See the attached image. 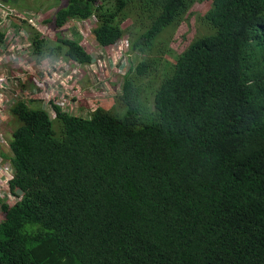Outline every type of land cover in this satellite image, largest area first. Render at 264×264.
Listing matches in <instances>:
<instances>
[{"label":"trees","instance_id":"16d2710c","mask_svg":"<svg viewBox=\"0 0 264 264\" xmlns=\"http://www.w3.org/2000/svg\"><path fill=\"white\" fill-rule=\"evenodd\" d=\"M197 1L66 0L43 20L89 23L98 47L127 40L140 59L122 112L12 107L0 264H264V0H208L194 39L156 65L145 54ZM29 30L38 62L93 64L76 28Z\"/></svg>","mask_w":264,"mask_h":264},{"label":"rangeland","instance_id":"374dc122","mask_svg":"<svg viewBox=\"0 0 264 264\" xmlns=\"http://www.w3.org/2000/svg\"><path fill=\"white\" fill-rule=\"evenodd\" d=\"M10 1L12 4L11 7L15 8L18 12L21 13L30 12L26 16V20H29V24H27V26L26 25L24 26L26 30L30 31L29 26L33 24L32 27L35 28L39 33L42 34V36L45 39L49 41L54 39L56 40V38L60 35H62L63 37L64 34H66V37L68 38V35L71 34L72 32L69 30H71V28H76L75 31H78L79 34L82 36V39L80 40L81 45L89 54L93 53L92 56L94 58L93 60H95V63L92 66H87L83 68L78 66V68L76 69L75 76L76 77L83 76L81 77L83 81L79 89L76 90L74 96L80 95V100L84 99V101L87 102L84 103L83 101H81V103L87 104L92 108L103 107L107 111L111 110L114 113L122 112L121 105L116 103V98H117L116 96L117 93L122 92L121 84L123 83V77L125 76L126 71L129 70V66L127 64L128 59L129 62L134 65L137 64V62L140 59V56L136 52L130 51V54L128 56H124L123 59L121 58L122 54H120V58L122 60L123 66H121L119 56H110V63L112 67H110L109 70H107L105 64L106 54L102 55L101 54L102 49H98L100 47L97 46L94 38L91 35V24L73 21L72 24L70 22L67 25H65L63 30H61L60 33H58L55 31V29L52 26L43 23L45 20L49 19L61 6H63L66 0H10ZM209 6H210V2L208 0H199L195 2V4L189 10L188 14L178 24V26L167 28L165 31H163L162 34H160L155 39V42L150 52H148L145 55L155 60L156 65L160 62L159 60L162 61L167 60L173 62V59L171 58V52H173V54L178 55L180 52L184 51V49L188 46V44L194 39L196 35L195 18L196 16H202L209 9ZM34 17H36V19ZM17 23L21 24L22 22L21 23L17 22ZM125 24L124 25L127 26L129 23H125ZM65 29H68L69 32ZM120 45H122V43ZM107 50H110V48ZM125 50L127 51V49ZM96 58H98V60ZM61 62L64 63L61 59H58L56 62H52V67L50 69H47L46 72H44L43 70L39 71L41 78L40 82L44 84V87L46 86L48 80L51 79V76H56V74L58 73L56 69H58V67L62 65ZM64 64H65V68H68V65L66 63ZM67 80L71 81V78ZM67 95L70 98V102L67 104L68 108L62 110L64 112L68 111L73 115L88 117L86 115V111L91 112V109L89 108L87 109L86 107H84V110L75 108L73 106L74 99H71V93L70 94L68 93ZM55 97L56 94L53 96H49L48 98L45 97L44 100L49 99L51 101ZM148 99L149 101L151 100L150 95L148 96ZM30 107L36 110H44V111L51 110L52 112H54L53 110L55 107H65V105L62 104L60 101H55L53 102V104L46 103V106L44 104L35 102L31 104ZM56 123L59 126V128H61V125L58 122ZM10 126H13L12 130H14L16 129V127L20 126V122L17 119H15L10 124ZM54 129H56L55 125H54ZM59 131L60 129H57L58 134H60ZM6 193L7 192L5 189V194ZM6 199L8 202H10V204H14L16 202V199L12 198L11 196Z\"/></svg>","mask_w":264,"mask_h":264},{"label":"crops","instance_id":"0c3cea01","mask_svg":"<svg viewBox=\"0 0 264 264\" xmlns=\"http://www.w3.org/2000/svg\"><path fill=\"white\" fill-rule=\"evenodd\" d=\"M3 2L6 8L12 6L10 0H4ZM11 8L15 11L14 16H9L0 10V35H3V33L5 35L4 39V36L0 38L3 39V43H0V75H16L18 73L20 77L4 89L0 88V205H10L6 198L10 196L14 198L9 190V181L14 174L11 163L12 150L10 148L13 126H10V124L16 119L11 115V109L18 102V94L29 101L34 99L43 100L42 103H51L61 94V103L64 104L65 101L70 100L68 93H71V99L76 98L74 96L76 89L81 85L79 82L81 76L76 77L75 70L70 65L65 68V64L61 62L62 65L56 69L58 72H56V76H51L44 87V84L40 82L39 71L51 67L52 60L38 62L35 59L29 43L28 31L24 27L29 23L23 24L27 13H21L15 8ZM17 22L22 23L18 24ZM69 78H71V81L67 80ZM55 94L56 97L51 101L49 99L44 100L45 97L48 98ZM80 106V110H83L84 106L87 108L84 103H81ZM0 217H2L0 218V221H2L4 217L2 207H0Z\"/></svg>","mask_w":264,"mask_h":264},{"label":"clouds","instance_id":"9594fccd","mask_svg":"<svg viewBox=\"0 0 264 264\" xmlns=\"http://www.w3.org/2000/svg\"><path fill=\"white\" fill-rule=\"evenodd\" d=\"M4 0H0V10H2V11H4L7 15H9V16H14L15 15V11L10 7V8H6V6H5V4H4V2H3ZM11 2V1H10ZM30 12H28L27 13V15L29 14ZM35 19H36V17H34ZM25 21H27L28 23H29V20H26L25 19ZM76 22H78V21H76ZM32 24V23H31ZM33 25V24H32ZM32 27V26H31ZM35 29V28H34ZM63 30V29H62ZM27 35H28V38L30 37V33H29V31L27 32ZM29 43H30V45L32 44V41H31V39H29ZM122 43V45H120ZM121 43H119V44H117V45H115L114 47H112V48H110V50H107V49H102V55H104V54H106L105 55V64H106V69L107 70H109V68L110 67H112V65H111V63H110V56H119V58H120V54H122V56H121V58L123 59L124 58V56H128L129 54H130V51H129V47H128V43H127V40H125V41H123V42H121ZM119 47H121L122 48V50H119L118 48ZM31 48H32V46H31ZM116 48V49H115ZM98 49H101V48H98ZM125 49H127V51L125 50ZM32 51H33V53H34V50L32 49ZM121 58H120V62H121V66H123V63H122V60H121ZM94 59V58H93ZM97 60H98V58H96ZM47 60H52V59H47ZM62 60V59H61ZM57 60H52V62H56ZM64 63H66L68 66L70 65L75 71H76V69L78 68V66L79 65H76V64H71V63H68V62H66V61H64V60H62ZM95 63V60H93V64ZM129 63V59H128V61H127V64ZM92 64V65H93ZM91 65V66H92ZM52 67V66H51ZM51 67H48L47 69H50ZM81 67V66H80ZM47 69H44L43 71H46ZM126 75V74H125ZM81 77H83V76H81ZM105 79H106V77H105ZM82 79H80V83L82 84ZM79 89V87H77V89L76 90H78ZM76 98L73 100V106L75 107V108H80L81 106V101H83L84 103H87V102H85L84 101V99L83 100H80V95H77V96H75ZM61 99H62V96H61V94H59L55 99H54V101L53 102H55V101H60L61 102ZM34 100H37V99H34ZM34 100H31V101H29V100H27L25 97H22V96H20L19 94H18V96H17V101H18V103L19 102H25L26 101V104H30L31 105V103H32V101H34ZM53 102H51L50 104H53ZM70 102V100H68V101H65L64 102V105H65V107H59V108H61V109H67L68 108V106H67V104ZM76 103H77V106H76ZM41 104H44L45 106H46V103H41ZM29 105V106H30ZM86 106H87V109L89 108V109H91V112H92V110L94 109V108H92L91 106H89V105H87L86 104ZM85 107V106H84ZM97 108V107H96ZM84 110V109H83ZM63 111V110H62ZM64 112V111H63ZM65 112H67V113H69L68 111H65ZM52 114H53V112H52ZM71 114V113H70ZM90 114V112H87L86 111V115L88 116ZM14 197V196H13ZM15 198V197H14ZM16 199V198H15Z\"/></svg>","mask_w":264,"mask_h":264},{"label":"built area","instance_id":"2783aa9c","mask_svg":"<svg viewBox=\"0 0 264 264\" xmlns=\"http://www.w3.org/2000/svg\"><path fill=\"white\" fill-rule=\"evenodd\" d=\"M118 49L122 50L121 47H119ZM19 77L20 76L18 73H16V75H0V88L4 89L5 87H7L10 83H13Z\"/></svg>","mask_w":264,"mask_h":264},{"label":"bare ground","instance_id":"6f19581e","mask_svg":"<svg viewBox=\"0 0 264 264\" xmlns=\"http://www.w3.org/2000/svg\"><path fill=\"white\" fill-rule=\"evenodd\" d=\"M249 4V3H248ZM233 19V18H232ZM179 69V68H178ZM221 103V102H220ZM238 104H240V103H238Z\"/></svg>","mask_w":264,"mask_h":264}]
</instances>
